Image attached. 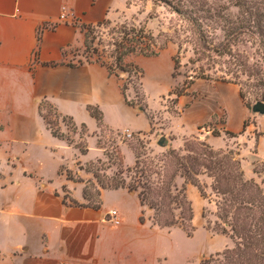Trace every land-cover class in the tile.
Returning a JSON list of instances; mask_svg holds the SVG:
<instances>
[{"label":"crops","instance_id":"crops-1","mask_svg":"<svg viewBox=\"0 0 264 264\" xmlns=\"http://www.w3.org/2000/svg\"><path fill=\"white\" fill-rule=\"evenodd\" d=\"M128 2L134 0H0V264H152L158 256L148 231L163 228L150 219V209L146 222L140 221L144 207L136 193L103 189L99 209L64 200L67 192L69 199L85 203V181L69 179L66 170L90 178L80 166L103 156L97 144L101 128L88 105L100 107L111 129L143 133L151 128L150 113L126 101L120 79L105 66L68 63L76 62L69 59L71 50L84 44L81 25L113 20L130 8ZM45 23L55 26L40 32ZM159 57L139 56L136 63L147 72L144 62ZM218 91L225 107L234 108L236 123L230 126L227 120L225 130L242 131L250 111L239 86L222 83ZM228 92L234 94V104L227 100ZM46 105L79 128L87 126L86 153L54 135ZM196 110L192 104L190 112ZM216 112L208 104L199 124ZM187 135L183 132L182 138ZM205 138L214 143L212 136ZM181 144L180 138L173 140L175 148ZM257 155L264 159L261 142ZM122 190L136 196L134 218L120 202V208L106 205L107 192ZM112 209L118 211V225L105 220Z\"/></svg>","mask_w":264,"mask_h":264},{"label":"trees","instance_id":"trees-1","mask_svg":"<svg viewBox=\"0 0 264 264\" xmlns=\"http://www.w3.org/2000/svg\"><path fill=\"white\" fill-rule=\"evenodd\" d=\"M156 1L176 12L181 21L172 24L174 26L171 27V32L155 35L146 24L113 25L109 18L95 24H82L84 54L85 52L87 54L85 59L69 61V65L97 62L120 79L122 72L140 69L132 61L125 62L128 57L136 54L158 56L168 42L172 41L178 45V51L173 56L172 72V76L177 77L181 74V53L188 51L186 44H190L194 55L197 56L192 61L198 64V67L193 70L192 78L184 87L177 88L170 94L175 93L177 98L186 95L196 78H206L233 82L240 86V96L243 99L251 90L256 101H264V0H229L239 9L238 15L234 18L225 15L227 8L224 5L215 6L210 0ZM146 3L140 2V6L144 7ZM130 4L131 2H128V5ZM105 29L112 38L107 43L103 40ZM219 29L223 31L222 40L218 39ZM161 34L165 36L163 43L158 40ZM239 42H250L257 51H260L263 60L251 62L247 55L234 48ZM64 54L67 55L68 50H64ZM93 55L96 57L92 58ZM106 57L112 60L109 61ZM242 76L247 78V82L242 80ZM120 83L121 91L131 105L126 94L128 86L124 82ZM46 108L54 109L49 105H46ZM87 108L96 118L100 128L107 127L99 106L88 105ZM54 111L56 112L55 109ZM56 114L60 116L57 112ZM60 117L78 127L72 118ZM48 123L50 125L49 120ZM246 127L244 122L242 131L236 133L227 130L226 133L231 136L241 135L246 131ZM80 129L87 131V126L81 124ZM52 131L54 135L63 137L53 128ZM213 133L220 135L215 130ZM78 147L82 153L89 149L88 145ZM116 153L119 169L114 176L101 172L104 164L101 159L97 161L99 165L97 170L90 167L86 169L93 174L96 181L89 179L86 182L83 191L85 203L69 199L67 192L64 200L72 205H87L99 209L103 203L101 196L103 189L124 188L138 195L144 207L140 216L142 223L147 220L145 212L147 207L152 211L150 219L155 225L161 228L177 226L188 236H192L195 230L193 223L195 210L188 195V186H195L203 198H208L207 185L200 178L201 175L207 174L212 178L211 189L216 197V215L220 224L218 231L229 235L233 245L204 257L200 264H264L263 159L254 160L255 176L247 177L240 151L230 148L215 149L209 142L198 137L187 139L182 148L169 149L145 161L142 160L140 153L136 152L135 165L132 167L124 166V155L120 149H116ZM66 173L69 179H76L71 170L67 169ZM178 178L183 179L181 184L178 183ZM63 189L66 191L65 186ZM203 215L205 216V211Z\"/></svg>","mask_w":264,"mask_h":264},{"label":"rangeland","instance_id":"rangeland-1","mask_svg":"<svg viewBox=\"0 0 264 264\" xmlns=\"http://www.w3.org/2000/svg\"><path fill=\"white\" fill-rule=\"evenodd\" d=\"M140 2L147 3L144 7H141ZM210 2L215 6L224 5L227 8L225 15L228 17L234 18L239 13L238 7L229 0H210ZM111 21L113 25L118 23L146 24L155 35H159L161 32H171V27L174 26L172 24L181 22L176 12L156 0H134V2H131L129 9L114 14V19H111ZM104 32L103 40L107 43L112 38L106 33L107 29ZM217 34L219 40L224 38L223 31L220 29L217 30ZM158 40L160 43L165 42V36L161 34ZM186 47L188 51L181 53V74L177 77H173L172 72L174 66L173 56L178 51V45L172 41L168 42L167 46L161 51L157 61L144 62L147 72L136 63L137 57L143 55L136 54L127 58L125 62L132 61L140 69L138 71L122 72L120 82H124L128 86L126 94L128 100L132 103L131 105L139 111H141L140 108H143L144 111L150 113L151 128L143 133H134L133 137L126 136L124 130H114L109 127L101 128L100 134H97V144L103 149V156L81 165L80 168L86 170L90 167L92 170H97L99 166L97 161L101 159L104 162L102 165L104 170L101 169V172L114 176L119 169L116 149H120L124 155V166L132 167L135 165L136 152H139L142 160L145 161L150 157H156L169 149L175 148L173 140L177 138H180L182 142L178 148H182L186 140L193 137L209 142L205 138V135H207L212 136L214 143H209L215 149L230 148L240 151L241 157L244 159L243 168L247 177L255 176L253 162L256 158H259L257 151L260 142L261 149L264 152V114L252 111V106L256 102L255 94L249 90L245 99L240 96L250 111V116L245 120L246 131L237 136L227 134L225 130L227 120L230 126H233L234 122L236 123V120L232 119L234 108L232 110L230 107H225L226 104L224 105L222 102L218 86L222 83L234 84L233 82L196 78L186 95L177 98L175 93L170 94L171 91L184 87L192 78L193 70L198 67V64L192 61L197 56L194 55L191 45L186 44ZM234 48L247 55L251 62L263 60L260 51H257L256 47L250 42H239ZM84 51V44L76 46L71 50L69 59L75 61L85 59L87 52L84 54ZM95 57L93 55L92 58ZM106 59L112 60L107 57ZM220 59L217 58V60ZM205 60L207 61V59ZM242 80L247 82L245 76H242ZM227 100L234 104V94L232 92H228ZM192 104L197 106L195 112H190ZM208 104L213 106L217 112L199 124L198 120ZM46 116L53 130L65 139L79 146L87 145V135H90V133L82 131L68 120H63L52 108L46 110ZM120 123L121 125L125 124L124 121ZM213 130L220 135H214ZM185 131H188L189 135L182 138ZM162 136L167 138V146L158 144V140ZM92 154L95 155L96 153L93 152ZM91 163L96 164L92 166ZM72 174L76 178L75 180H84L85 184L89 179L96 181L92 173L90 178L83 177L87 174L83 173L82 175L78 171L77 173L72 171ZM200 178L207 185L208 198H203L195 186L191 185L188 188V195L196 210L193 235L188 236L182 228L177 226L163 229L151 228L148 231L149 239L154 244L158 255L157 258L154 257L153 262L151 260L152 264H200L204 257L233 245V240L229 235L221 234L218 231L220 224L216 215V197L211 189L212 178L207 174L201 175ZM182 180L178 178V183L181 184ZM67 195L69 196V193ZM135 198V195L129 194L125 190L118 193L107 192L105 195L107 206L112 207L114 205L120 208L119 202L122 203L130 218H134ZM148 211L149 209L146 207V215L149 214ZM204 211L205 216L203 215Z\"/></svg>","mask_w":264,"mask_h":264},{"label":"built area","instance_id":"built-area-1","mask_svg":"<svg viewBox=\"0 0 264 264\" xmlns=\"http://www.w3.org/2000/svg\"><path fill=\"white\" fill-rule=\"evenodd\" d=\"M61 19L66 20V19H67V13L63 12L62 15H61ZM54 26H55V24H53V23H45V24L42 25V27L40 28V32H41L42 30L46 29V28H52V27H54ZM125 135L128 136V137H132V136H133V133H132V132H126ZM105 220H106V221H109V222H112V223H114V224H117V225L121 223V220H120V218H119V216H118V211L115 210V209L110 210V211L106 214V216H105Z\"/></svg>","mask_w":264,"mask_h":264},{"label":"water","instance_id":"water-1","mask_svg":"<svg viewBox=\"0 0 264 264\" xmlns=\"http://www.w3.org/2000/svg\"><path fill=\"white\" fill-rule=\"evenodd\" d=\"M142 111L143 108H140ZM252 111L254 113H259V114H264V101L262 100H259V101H256L253 106H252ZM158 144L161 145V146H167L168 145V140L165 136H162L159 140H158Z\"/></svg>","mask_w":264,"mask_h":264}]
</instances>
